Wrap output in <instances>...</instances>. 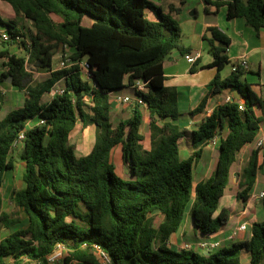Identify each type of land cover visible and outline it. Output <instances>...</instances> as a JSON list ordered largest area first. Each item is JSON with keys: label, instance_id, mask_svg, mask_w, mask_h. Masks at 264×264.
<instances>
[{"label": "trees", "instance_id": "obj_1", "mask_svg": "<svg viewBox=\"0 0 264 264\" xmlns=\"http://www.w3.org/2000/svg\"><path fill=\"white\" fill-rule=\"evenodd\" d=\"M16 14L34 24L25 34L16 20L0 16L10 39L0 30V80L12 77V84L25 92L21 106L1 117L5 93L0 88V188L5 174L15 168L14 141L21 132L25 139L21 159L25 162L24 187L13 192V200L24 207L28 226L0 240V264H50L48 256L59 243L69 253L57 264H245L241 250L250 252L246 264H264V220L254 222L250 240L199 251L196 246L179 250L170 246V237L184 221L192 203L193 224L205 236L226 227L230 213L219 211L221 198L231 181L237 155L254 142L263 118L255 105L261 104L247 70L239 67L228 77L221 70L230 63V37L216 27L215 38L228 46L211 44L218 72L207 95L191 112L204 113L194 129L181 125L179 93L166 85L165 58L175 49L186 54L182 28L170 13L153 0H4ZM184 3V0H180ZM227 8V18L243 17L256 30L264 28V0H204ZM90 16L92 21L85 24ZM24 49L19 55L12 50ZM60 45L72 49L74 63L54 68ZM86 63L84 65L83 63ZM28 66L50 73L34 83ZM146 91L133 90L137 80ZM59 81L64 87L44 101ZM129 87L146 102L151 147H145L141 132L145 107L135 105L132 114L114 122L113 103L117 90ZM225 89L236 90L244 98H233L215 105L209 114L211 98ZM40 120H44L43 123ZM91 123L96 129L92 150L82 156L71 142L79 124ZM221 138L214 171L196 182L194 171L205 147ZM191 137L194 150L183 157L180 141ZM121 147L128 176L117 172L113 154ZM258 150L238 172V196L244 201L257 181ZM195 192V195H193ZM264 204V198H263ZM161 212L158 226L152 214ZM1 222L10 228L18 219L5 212ZM195 245V244H194ZM98 246L107 257L101 262L92 250Z\"/></svg>", "mask_w": 264, "mask_h": 264}, {"label": "crops", "instance_id": "obj_2", "mask_svg": "<svg viewBox=\"0 0 264 264\" xmlns=\"http://www.w3.org/2000/svg\"><path fill=\"white\" fill-rule=\"evenodd\" d=\"M153 1L156 4L160 5L165 12H169V13H170L171 5H173L174 7H180L181 10L179 12L177 11L172 12V15L178 20L180 25L183 20V16H185L186 14L185 12H188L187 14L190 17L195 18L194 20L195 22L193 21L191 22L194 23L191 26L192 28L191 38L189 41L182 39V44L190 47V51L186 54H191V55L200 54V57L195 62L190 63L189 61H187L185 57L186 54L182 53L178 49H175L164 60V70H165V75L167 77L166 85L169 87L176 88L179 93V107L182 112L180 122L184 128L189 130L194 129L197 122H199L201 118L205 115L204 113H200L193 116L191 112L199 105L202 99L207 95L210 89V84L218 72L217 66L211 65L212 62L214 61V56L211 52V44L209 40L205 37L208 36L209 38H213L211 37V32L213 31L212 28L216 27L222 33L227 34L231 39V43L228 47V52H227L231 62L228 63L221 70L222 77H228L229 75H231L233 71L232 70L233 64L241 57L246 56L249 61V68L247 69V74L245 75L244 80L250 82L252 89L258 94V96L261 99V104L255 105V111L258 116L263 118V122L257 139L252 143L246 144L243 147V149L238 153L237 159L240 154L242 155L241 161L247 160L248 162L253 151L258 150L260 167L257 176V181L248 193L249 195L248 200L244 201L242 198L238 196L240 176L238 172H235V177H234L235 187L231 186L229 188V190L231 191L229 194H226L227 193L226 191L225 195L221 198L219 210L216 213L218 214L219 211L223 208L229 210L230 218L226 227L219 230L218 232L208 235L209 236L208 238L202 236L205 240L206 239L209 240L210 243H218V245L211 248V250H215L217 247L222 245H232L234 243H241L248 241L252 237L253 223L264 220V212L262 211V209H264V204H263L264 196L263 197L261 196V193L264 191V148L257 147V141L264 136V28L260 29L259 31L256 30L243 17L228 19L227 8L225 6L218 7L214 4L206 3L204 0H199L198 4L195 6H189L188 0H184V3H182L180 0H153ZM211 1H215V0H211ZM185 41L187 43H185ZM129 94H133V93L131 92V89L129 87H126L121 90L115 91L113 93V96L118 97L120 95L125 96ZM228 97H231V100L233 98L238 99L241 101V103H243L244 101V98L241 97L236 90L225 89L222 93L211 98L208 105L209 110H211L215 105L221 103L222 101L227 100ZM121 104L122 102H116L115 106L113 107V113L115 112L116 114V110L119 107H121ZM134 106L135 105L130 104V108H132V110ZM144 107L146 110L144 117V125H146V127H142L143 129L141 128V132L145 136V141H144L145 147L149 148L151 147L152 136L148 128L149 116L147 113V108L145 105ZM131 114L132 113H130V115ZM226 134H227L226 130L219 131L218 137L220 139L224 138ZM84 135L85 133L83 134V136ZM81 141H82L81 147L82 150L84 151L82 155H85L92 150L95 142L92 143V141L88 140V143H86L85 137L81 138ZM183 145H186V149H187L186 156H188L195 148L194 143L191 140L190 136L181 139L180 141L181 151L184 150ZM219 148H220L219 144L215 146L208 144L205 147V150L209 149L215 152L217 150L219 151ZM117 149H120L121 151V157H122L121 160L123 167L124 163H123L121 147L117 146L114 152L117 151ZM217 159L218 157H215L213 154H211L210 161L207 162V164H205L203 167H201L200 170H198L199 173L201 175H204L206 178L210 176L215 169ZM199 162L196 165L195 169H197ZM247 162L245 163V166ZM125 173L127 174L126 168H125ZM122 175L127 177V175L125 174ZM0 192L1 193L3 192V194L8 193V186L5 184V181L3 186L0 188ZM191 209H192V205H191ZM244 223L248 224V228L237 230V228ZM236 230H237V234L234 237H232L233 233ZM175 233H177V235L189 234V232H187L185 229L184 221L181 227L173 234ZM174 249L179 250V248H174ZM241 256L245 260V264L249 262V258H250L249 251H247L246 249H242Z\"/></svg>", "mask_w": 264, "mask_h": 264}, {"label": "rangeland", "instance_id": "obj_3", "mask_svg": "<svg viewBox=\"0 0 264 264\" xmlns=\"http://www.w3.org/2000/svg\"><path fill=\"white\" fill-rule=\"evenodd\" d=\"M198 1L199 0H188L189 6L197 5ZM12 9H13L12 6L8 2L4 0H0V16L2 18H4L5 20H10V19L16 20L18 27L21 29L22 32H24L27 35H29L30 32H34L35 27H34L33 22L27 19L26 17H24L23 15L16 14V12H13L14 10ZM185 13L186 14L185 16H183V20L181 22V26L183 30L182 39L189 41L191 38V33H192L191 26L194 24L191 22L192 21L195 22L194 21L195 18L190 17L187 14L188 12H185ZM184 19H187V20H184ZM91 21H92L91 17L87 16V18L85 19V24L88 25L91 23ZM0 30L1 32H7L5 25H1ZM185 43L187 42L185 41ZM12 50L19 55L24 54V49L19 47L17 44L12 45ZM71 53H72L71 47H69L68 45H65V46L60 45L57 48V53L53 60L54 68L55 69L62 68L61 61L63 59H66L67 63L69 62V64H71L73 62L72 59L70 58ZM28 68L29 70L34 72V83L44 81L48 76H50V73L47 71H41V70L35 69L32 66H28ZM63 87H64L63 81H59L56 84V86L53 88V90L44 96V101L49 100L52 97L54 92L62 89ZM0 88L5 93V103H4V108H3L2 115H1V117H3L8 112H10L12 109L17 108L23 104L24 99H25V92L24 90H21L12 84V77H8L4 81L0 80ZM131 92L133 93V90H131ZM129 95L134 96L133 94H129ZM130 113H132V108H130V104L122 102L121 107H119L116 110V114L114 112V115H113L114 122L118 123L121 118L129 116ZM142 127H146V125L143 124ZM84 133L85 135L83 136ZM83 137H85L86 143H88V140L94 143L95 138H96L95 126L92 125L91 123H88L85 126H82L80 124L73 131L72 136H71V142L75 145L76 153L78 156H82V153H84L81 147V143H82L81 138ZM183 149L184 150L181 151V154L183 157H186V153H187L186 145H183ZM21 150H22V147L14 151L15 161H16L15 168L13 170L7 171L5 175V184L8 186V193L3 194V192L2 193L0 192V214L2 212L8 213L12 217V219H18V222H16L10 228L5 227L4 224L1 222L0 240L6 237L7 235H9L11 232L17 229H20V228H26L28 226V218H27V214L25 212L24 207L17 205L12 197L13 191L23 188L25 185L24 179H23L24 171H25V163L21 159ZM211 154H213L215 157H218L219 151L217 150L213 152L209 149H206L204 151V154L199 162V165L197 169H195L194 171V180L196 182L201 181L206 178L204 175H201L198 170H200L201 167H203L205 164H207V162L210 161ZM241 158H242V155L239 154L238 162H236V164L233 166V169H232L229 188L231 186L235 187V183H234L235 172H241L245 166V163L247 162V160L241 161ZM121 159H122L121 151L120 149H117V151H115L113 154V160L115 161V164L117 166V172L119 171V173H122L128 176V173L127 174L125 173V166L122 167ZM229 188L227 189L226 194H229L231 192ZM193 195H195V192H193ZM191 205L192 203H190L187 206L185 216H184L185 229L187 232H189V234L187 235L186 234L177 235V233L172 234L173 236H171L172 238H170V246L181 249L185 246L186 243H192V244H195L197 249H199L200 251H203L204 249H206L204 248L203 244L210 242L207 239L205 240L203 237L208 238L209 236L208 235L205 236L201 232L196 231V229L194 228L193 217L190 211ZM262 211L264 212V209H262ZM163 217L164 215L161 212H156L152 214L154 225L158 226L160 222L163 220ZM92 251L97 256V258L102 262L103 261L102 252L98 249H95ZM66 255L60 258L61 260H59V263L63 262V259Z\"/></svg>", "mask_w": 264, "mask_h": 264}, {"label": "built area", "instance_id": "obj_4", "mask_svg": "<svg viewBox=\"0 0 264 264\" xmlns=\"http://www.w3.org/2000/svg\"><path fill=\"white\" fill-rule=\"evenodd\" d=\"M1 34H2V37L5 40H9L10 39V34L8 32H2ZM185 57H186L187 61H189L190 63H193V62H195L200 57V54H196V55L186 54ZM72 63H74V61ZM71 64H69V62L67 63V60L66 59H63L61 61V66L62 67H66V66H69ZM83 64L86 65L85 62ZM239 67H242V68H244L246 70L249 68V61H248V59H247L246 56H243L239 60H237L233 64L232 70L235 71ZM131 88L133 90H137V91H141V92L147 90L146 83L143 80H140V79L137 80L136 83L131 86ZM115 100L117 102H123V103L131 104V105L142 104V105H145L146 106V102L143 100V98H141L139 96H136V95H134V96H130V95H125V96L123 95L122 96V95H120V96L116 97ZM229 100H231V97H228L227 98V101H229ZM240 108L241 109H244L245 108L244 103H241L240 104ZM210 112H211V110H208L206 114H209ZM40 122L43 123L44 120H40ZM24 139H25V132L23 131V132L20 133L19 137L14 141L13 146H12L13 149L14 150H17V149L21 148L22 145H23ZM220 141H221V139L218 136H216V137H214L211 140V142L209 143V145H212V146H215L217 144L220 145ZM257 147L258 148H264V136L261 137L257 141ZM261 196L262 197L264 196V191L261 193ZM247 228H248V224L247 223H244V224H241L237 228V230L247 229ZM237 230L233 233L232 237H234L237 234ZM203 245H204V248L211 249V248L217 246L218 243H210V242H207V243H204ZM194 246L195 245H193L191 243H186L185 246H184V248H191V247H194ZM95 249H98V250H100L102 252V254H103V261L102 262H107L108 259L106 257V254L98 246H96ZM66 253L68 255V253H69L68 248L64 244L59 243L57 245L56 249L54 250V252L48 256V260H49L50 264H57V263H59V260H61L60 258H62L64 255H66ZM65 257H64V259H65ZM25 263H28V259L27 258H24L21 264H25Z\"/></svg>", "mask_w": 264, "mask_h": 264}, {"label": "water", "instance_id": "obj_5", "mask_svg": "<svg viewBox=\"0 0 264 264\" xmlns=\"http://www.w3.org/2000/svg\"><path fill=\"white\" fill-rule=\"evenodd\" d=\"M211 37L215 38V34H214L213 31L211 32ZM215 42H216V45L226 46V47L228 46L227 44L223 43L221 40H218L217 38H215ZM116 102H117V101H115V102L113 103V106H115Z\"/></svg>", "mask_w": 264, "mask_h": 264}]
</instances>
